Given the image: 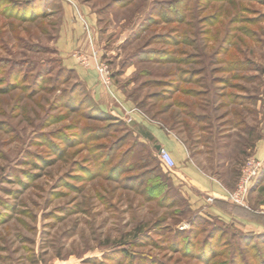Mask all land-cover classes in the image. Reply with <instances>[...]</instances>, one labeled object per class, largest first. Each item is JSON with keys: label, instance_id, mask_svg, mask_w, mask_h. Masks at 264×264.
<instances>
[{"label": "rangeland", "instance_id": "1", "mask_svg": "<svg viewBox=\"0 0 264 264\" xmlns=\"http://www.w3.org/2000/svg\"><path fill=\"white\" fill-rule=\"evenodd\" d=\"M75 1L93 15L108 102L236 183L264 123V0ZM63 2L0 0V264H264V231L194 211L63 63Z\"/></svg>", "mask_w": 264, "mask_h": 264}, {"label": "crops", "instance_id": "2", "mask_svg": "<svg viewBox=\"0 0 264 264\" xmlns=\"http://www.w3.org/2000/svg\"><path fill=\"white\" fill-rule=\"evenodd\" d=\"M75 2V0L63 2V20L58 38L63 63L75 69L80 79L92 90L101 108L115 113L119 111L123 119L131 122L139 137L151 144L155 154L156 145L170 153L175 163L169 173L171 182L194 211L231 223L243 232H263L264 212L261 210L264 209V168L250 190L248 208L232 204L226 200L227 192L234 188L235 182L232 177L227 175L223 177L221 173L216 174L204 169L176 134L147 119L133 105L122 104L115 97V101L108 102L107 96L97 84L99 80L95 68L83 66L76 56L78 49H85L84 51L88 52L86 54H89L95 46L93 15L86 6ZM105 92L109 93L106 90ZM261 132V137L254 142L251 155L261 160L264 166V123ZM208 196L212 197V201H207Z\"/></svg>", "mask_w": 264, "mask_h": 264}, {"label": "built area", "instance_id": "3", "mask_svg": "<svg viewBox=\"0 0 264 264\" xmlns=\"http://www.w3.org/2000/svg\"><path fill=\"white\" fill-rule=\"evenodd\" d=\"M76 56L83 66L89 67L92 65L95 68L99 82L109 90L111 86V73L105 62L99 58L97 52L91 51L89 54L77 53ZM156 157L160 167L170 173L175 166L170 153L164 148H159L156 151ZM262 166L263 163L258 158L253 155L247 157L240 168L234 188L229 190L226 194V200L232 204L248 208V195ZM207 201H212V197L208 196ZM262 212H264V209Z\"/></svg>", "mask_w": 264, "mask_h": 264}, {"label": "trees", "instance_id": "4", "mask_svg": "<svg viewBox=\"0 0 264 264\" xmlns=\"http://www.w3.org/2000/svg\"><path fill=\"white\" fill-rule=\"evenodd\" d=\"M259 138V137H258ZM257 138V139H258ZM253 147V146H252ZM154 149H153V147L151 146V153H152V156H153V158H154V160H155V163H156V165H157V167L159 168V162H158V159H157V157H156V154L154 153V151H153ZM263 168H264V166H263ZM263 168H262V170L261 171H263ZM240 171V170H239ZM261 173H259V175H260ZM237 175H239V172H238V174ZM259 175H258V177H259ZM238 177V176H237ZM257 177V178H258ZM172 185L170 184V187H171ZM234 227V226H233ZM239 233L240 234H243V235H247V233L246 232H243V231H241V230H239ZM250 235V234H249ZM252 235V234H251Z\"/></svg>", "mask_w": 264, "mask_h": 264}, {"label": "water", "instance_id": "5", "mask_svg": "<svg viewBox=\"0 0 264 264\" xmlns=\"http://www.w3.org/2000/svg\"><path fill=\"white\" fill-rule=\"evenodd\" d=\"M159 148H160V146H159V145H156V146H155V149H159Z\"/></svg>", "mask_w": 264, "mask_h": 264}]
</instances>
